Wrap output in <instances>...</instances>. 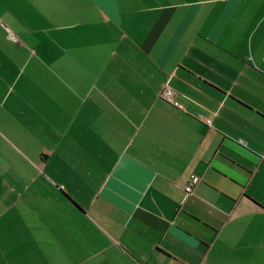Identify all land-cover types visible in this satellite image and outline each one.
<instances>
[{"label":"crops","instance_id":"0c3cea01","mask_svg":"<svg viewBox=\"0 0 264 264\" xmlns=\"http://www.w3.org/2000/svg\"><path fill=\"white\" fill-rule=\"evenodd\" d=\"M0 264H264V0H0Z\"/></svg>","mask_w":264,"mask_h":264},{"label":"built area","instance_id":"2783aa9c","mask_svg":"<svg viewBox=\"0 0 264 264\" xmlns=\"http://www.w3.org/2000/svg\"><path fill=\"white\" fill-rule=\"evenodd\" d=\"M165 95H166L165 98H168V100L170 102H172V100L170 98L171 97V92L166 91ZM173 104L175 106H177V107H180L178 103H174L173 102ZM199 182H200V178L199 177H197V176H193L192 177L191 181L185 186V189H184L187 196H189V195L194 193V190H195L196 186L199 184Z\"/></svg>","mask_w":264,"mask_h":264}]
</instances>
